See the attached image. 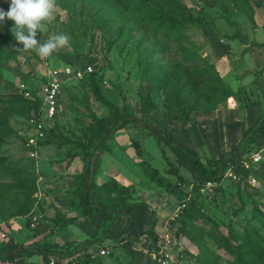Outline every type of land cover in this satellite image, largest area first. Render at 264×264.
<instances>
[{
    "label": "rangeland",
    "instance_id": "rangeland-1",
    "mask_svg": "<svg viewBox=\"0 0 264 264\" xmlns=\"http://www.w3.org/2000/svg\"><path fill=\"white\" fill-rule=\"evenodd\" d=\"M261 1L173 0L181 7L175 11L180 19L183 13H189L192 17L210 20L208 24L178 22L176 31L182 34V39L180 46H176L173 41L164 43L154 37L155 11H152L149 3L145 8H137L136 5L132 10L120 0H56L47 32H38V36L44 40L63 33L71 39L48 58H42L32 50L17 49L22 48V44L15 39L10 41L3 35L10 19L6 17L0 22V164L9 170L0 173V232L4 234L0 239V247L11 238L13 242L33 249L47 243L57 252L62 247H55L53 241L60 234L65 236L63 242L69 243L65 251H58L65 254L48 255L58 264H85L84 253L96 257L100 264H130V257L141 264H153L148 252L151 241L145 233H141L140 238L132 243L126 241L132 238V232L126 233L127 228L131 225L138 228L145 216L150 222H143L137 233L148 228L154 231L155 226L164 224L169 227L167 232L171 235L175 228L184 225V233L173 236L172 264H227L228 260H232V255L221 246L223 238L231 246L250 241L252 254L264 258V215L254 209L255 206L264 213V176L256 175L252 168L240 181L221 176L214 187L202 193L195 189L189 190L188 186L167 192L149 178L148 166L155 170L158 177L171 183L175 177L172 171H168L169 166H175L176 171L185 178L189 174L176 165L167 148L158 149L153 136L130 122L108 140V149L100 153L92 176L93 186L89 187L83 181L84 175L80 174L85 163L81 159L84 148L81 145L85 143L83 134L89 122V111H93L104 122L109 117L108 109L93 99L89 82L83 78L80 81H63L55 123L57 131H53L45 143L39 146L34 159L26 155L21 144L31 112L16 97L20 84L28 88L38 85L47 67L61 66L66 62L81 66L87 57H91L93 68L99 67L101 70L97 86L107 100L117 107L128 106L134 116L144 117L160 129L165 130L171 122L178 125L180 120L173 109L170 117L164 113V104L171 96L162 86L163 73L167 72L171 80L176 71L184 72V76L195 83H190L187 89L189 100H193L192 92L197 90L196 99L200 105H205L206 101L198 90L201 84L198 69L204 67V62L198 59L214 66L217 58L214 47L231 41L223 35L234 31V27L226 23V18L236 24L235 29L239 33L248 35V40L250 31L246 32L242 26L245 21L251 23L253 15L260 14L257 18L264 20ZM168 2H160L164 12L173 9L168 6ZM9 4L10 0H0V9L7 11ZM252 25H249L250 29ZM256 38H264V27L257 32ZM188 42L197 47V57L192 59L190 55L192 57L193 53H188V60L183 62L181 54ZM223 46L226 53L234 48V44L232 47ZM244 62L253 63L247 56ZM224 79L229 86H235L236 79L231 72ZM144 95L152 104L151 110L145 112L139 103L140 97ZM225 105L226 100L216 107ZM262 143H253L248 150ZM91 148L92 145L85 147L87 151ZM200 158L204 160L206 157L200 155ZM166 159H170L171 163L168 164ZM256 166L264 167V160ZM233 170H236L235 167ZM30 179L33 180L34 190L28 197L32 200L29 210L24 216L15 215V207L26 202V181ZM187 195L191 202L169 219L179 200ZM86 201L91 202L90 208L98 205L107 209L110 217L119 206L134 203L136 215L128 217L132 212L120 211L118 224L113 226L114 231L111 228L107 238L78 252L73 243L100 236L105 222L102 223L96 213L94 222L88 227L71 226L64 232L62 227L54 224L53 218L58 215L82 219L81 209L83 204H88ZM30 222L33 227H29ZM102 247L108 249L109 254L99 257L98 250ZM19 258L0 261V264H15L14 259ZM0 259H3V254ZM255 263L264 264V260ZM39 264H42V260Z\"/></svg>",
    "mask_w": 264,
    "mask_h": 264
},
{
    "label": "trees",
    "instance_id": "trees-1",
    "mask_svg": "<svg viewBox=\"0 0 264 264\" xmlns=\"http://www.w3.org/2000/svg\"><path fill=\"white\" fill-rule=\"evenodd\" d=\"M123 1L125 6L130 7L132 10L136 8L142 7L145 8L147 3L152 5V11H155L153 23V35L158 40H163L164 43H168V41H173L176 46H180V41L182 39V34L176 31V25L178 22H190L196 24H208L210 23L209 19H202L198 16L192 17L189 13H183L182 18L180 19L178 16L175 15L176 9L181 8L179 4L174 3L173 0H169L167 4L169 7H173V9H169L168 11L164 12L160 2H164L166 0H120ZM139 5V6H138ZM138 10V9H137ZM167 25L164 27V25ZM226 23L234 27V31L231 34H224V38L233 39L235 37H240L241 34L235 29L236 24L233 21H230L229 18H226ZM14 26V22L10 19L8 25L4 32V38L9 39L10 41L14 39L11 29ZM164 27V28H163ZM174 32V34H173ZM38 39L42 40V37L37 36ZM258 46V44H254ZM197 47L193 44L188 42L187 48L182 50L181 59L182 61H186L189 58L188 53H193L192 57L190 58L195 59L197 54L195 53V49ZM85 58V56H80ZM204 62V67L198 69V80H200V85L198 86V90L200 92V96L204 97L206 103L205 105H200L198 100L196 99L197 90L192 92L194 98L192 101L189 100V90L188 87L190 83H192L189 78L184 76V72L176 71L174 77L170 80L168 78L167 72L163 73L162 78V86L166 88L167 93L171 96L168 102L164 104V113L167 117H170L171 110L173 109L178 119L180 120V125H184L188 121V114L193 110H201V111H211L216 108L217 104H220L226 100L229 96H234L235 92L231 91V89L225 84L222 78L217 74L212 64L206 63L201 58L198 59ZM86 63H92V58L87 57L85 59ZM68 63V62H67ZM101 74V70L99 67L95 68L92 72L88 73L83 77V80H87L89 82V87L93 95V99L105 106L109 111V117L106 122L103 121L102 118L98 117L93 111H89L88 119L89 122L85 128L84 139L85 143H82L81 147H84L81 152V159L85 162L82 164V168L80 174L84 175L83 181L89 187H92V176L95 172L98 158L100 153L108 149L107 142L108 140L114 135V133L122 128L125 127L130 122L137 124L141 129L145 130L147 135H151L154 137L157 144H161L162 146H166L168 150L171 152V155L174 159V162L177 166L182 167L185 171L188 172L189 177L185 178L181 176L176 171V167L169 166L168 171H172L175 181L169 182L164 178H160L155 174V170L149 167L148 176L151 180H154L156 183H159L161 186L166 189L167 192H172L180 187L191 185V189H195L199 191V187L204 180H211L215 181L216 183L221 178V173L228 167L232 165H237L240 163V159L242 158V154L247 153L250 146L253 145L256 139L262 137L264 135V109L259 117H257L248 127H246L241 135L239 136L238 140L233 143L227 150H225L220 157L215 159L205 158L202 160L199 154L189 148H179L177 147L173 141L171 140L170 136L167 135L162 129L153 125L151 122L146 120L144 117H136L132 114V109L128 106L122 105L121 107L115 106L112 102L107 100L99 91L97 86L99 82V75ZM42 80V78H41ZM195 85V83H192ZM35 87L29 88L30 92L34 94L37 89ZM61 93V92H60ZM21 101H23L30 110V115H35L36 111L39 107V102L37 100H28L23 97L21 92H19L16 96ZM147 96H141L139 99L140 108L141 110L148 111L151 110L152 104L147 101ZM57 117L53 120V124L49 127L42 140H40L39 146L43 145L47 140L48 136L53 132L57 131L55 123L57 122ZM171 124H174L171 122ZM23 141V137L21 140V144ZM92 145V148L87 151L85 149L86 146ZM134 145V143H132ZM23 148V147H22ZM137 152V151H136ZM161 155H163V150L160 151ZM166 157V156H165ZM164 157V158H165ZM166 162L169 164L171 160L166 159ZM0 173L9 172L8 168L3 164H0ZM248 171L241 169V176L242 178L246 177ZM22 174L19 176L21 177ZM26 177V176H24ZM182 185V186H181ZM18 186V184H16ZM26 186L28 188L26 195H24V199L26 202L22 206L15 207V215L24 216L29 210L32 200L29 199V195L34 190V183L33 180H27ZM24 186V188L26 187ZM125 187V186H124ZM26 188V189H27ZM90 196V194H89ZM184 197V196H183ZM182 197V198H183ZM181 200V199H180ZM179 200V201H180ZM88 201V200H87ZM86 201V202H87ZM191 199L185 202V206L181 209L186 207L187 203H190ZM88 204H83L82 212L83 218L79 219L76 216H68L62 217L55 215L53 218L54 224L58 225L59 227H64L68 224H85L92 221L95 214L98 213L100 216L101 222H105L106 226L101 231L100 236L96 238H88L84 239L81 242H74L73 247L75 251L83 252L86 250L87 247L91 246L94 243L101 242L103 239L107 238V235L111 231V228L116 224L119 212L124 210L125 212H131L136 205L133 204H124L123 206H119L116 211L113 212L112 217H110V212L100 206H96L94 208H90L91 202H87ZM100 203V202H99ZM255 211L264 215L263 212L257 210L254 206ZM3 218H6L3 216ZM107 221V222H106ZM28 224V221H25ZM141 233H145L146 236L151 241V251L155 250L156 248V241L157 237L152 230V228H148L146 230H142L139 233H136L132 238L126 239L127 243H132L138 239ZM184 233V225H180V227L175 228L172 232V238L174 235H178ZM123 239V238H122ZM121 239V240H122ZM119 240V241H121ZM125 241V240H122ZM81 243V244H80ZM68 242H63L62 244L58 245L54 243L55 247H62L59 248L58 251L64 250V248L68 245ZM175 245V243H174ZM252 243L250 241H246L244 244H235L231 246L229 242L223 238L221 242V246L232 255V260H228L227 264H256L255 261L264 260L263 257H259L258 255H254L253 250L251 249ZM51 245L47 243H43L41 246H36L34 249L32 247L22 246L21 244H17L12 241L11 238H8L6 244H3L0 247V256L3 254V259L12 261L13 258L19 257L22 255H31L37 254L41 256L42 264H47L48 262V255L57 253L59 256H63L65 253L63 252H54L53 248L50 247ZM104 248V247H102ZM105 249V248H104ZM65 251V250H64ZM173 251V250H172ZM109 254V250L107 249V254ZM249 255L245 257V255ZM101 257L102 254H97ZM87 263L93 264H100V261L96 257H92L89 253H84ZM253 258V259H250ZM153 264H156L153 260L150 259ZM130 264H141L138 261L134 260L133 257H130ZM215 264V263H209Z\"/></svg>",
    "mask_w": 264,
    "mask_h": 264
},
{
    "label": "crops",
    "instance_id": "crops-1",
    "mask_svg": "<svg viewBox=\"0 0 264 264\" xmlns=\"http://www.w3.org/2000/svg\"><path fill=\"white\" fill-rule=\"evenodd\" d=\"M261 5L263 7L261 8L264 9V0L261 1ZM257 16H260V14ZM257 16L253 15L251 18V23H253V25L250 22L245 21L242 26V29L245 28L246 32L250 31V37L248 40L246 39L248 38V35H244L243 32H241L240 37H235L233 38L234 40L231 39V41H227L226 43L222 42L223 44L214 47L217 55L214 62L215 69L231 91L235 92V95L227 97L225 106L216 107L211 111L193 110L188 114V121L186 124H169L165 130L162 129L170 136L171 140L177 147L192 149L196 151L199 156L202 155L206 158H218L238 140L243 130L261 115L264 109V38L259 40L256 38V34L264 27V20L258 19ZM249 25H252L251 29L249 28ZM224 44L230 45L231 47L234 44V48L229 53H226V50H223ZM254 44H258V46H255ZM245 56H247V58L253 63H243ZM230 72L236 79L235 86L233 87L229 86L224 79ZM262 141V144L257 145H264V135L256 139L254 143ZM156 145L158 146V149L159 147L161 149L167 148L161 144L156 143ZM213 155H215V157H213ZM255 167L257 166L255 165ZM252 169L255 171L256 175L264 176V167ZM131 212L132 214H128V217L136 215L135 208ZM145 218L146 217L144 216L143 220L140 222L141 225H139L138 228H134L131 225L130 228H127L126 233L132 232L131 236H133L134 233H137L141 229L143 222H150L149 218H146L147 220H145ZM135 219L137 220L136 217ZM93 222L94 218L92 221L85 224H68L62 227V230L64 229L65 232L68 227L71 226H79L81 228L88 227ZM117 224L118 221L116 222L115 227ZM29 227H33V225ZM164 228V224H158L155 226L154 233L158 234L162 232ZM112 230L114 231V227ZM64 237L65 236L58 234L55 236L53 242L60 245L63 243ZM150 250L151 243L149 251ZM104 255L106 254H102L101 256ZM22 259H24L23 262H21ZM14 260L13 263L15 264H19V261L20 264H39L41 258L39 255L32 254L31 256L22 255L19 259ZM0 261L8 260L0 259ZM85 264L93 263L86 262Z\"/></svg>",
    "mask_w": 264,
    "mask_h": 264
},
{
    "label": "built area",
    "instance_id": "built-area-1",
    "mask_svg": "<svg viewBox=\"0 0 264 264\" xmlns=\"http://www.w3.org/2000/svg\"><path fill=\"white\" fill-rule=\"evenodd\" d=\"M93 63L84 62L81 66H77L74 63L68 64L67 62L61 66H49L41 74L42 80L37 86L36 92L32 94L28 87H24L23 84L19 85V92L24 98L28 100H37L39 102L38 110L35 115H29L26 122V133L23 136L22 147L29 158L36 157V151L39 148V141L43 139L46 130L52 126L53 120L58 114V100L60 92L62 90V83L64 80L73 79L81 80L85 75L92 72ZM264 160V145L254 148L242 156L240 163L237 165L228 166L221 176H228L232 180L240 181L241 169L250 171L260 161ZM235 167L236 170H233ZM216 184L215 181L204 180L200 187L199 192L210 190ZM188 189L191 190V185H188ZM189 199V195L184 196L176 205L175 211L169 219H172L176 214V211L185 206V202ZM32 226V222L29 224ZM169 227L166 226L164 230L157 234L156 248L149 253V257L156 264H172L173 255L172 250L174 247V241L172 234L170 235ZM4 237V234L0 232V239ZM99 254H107V250L100 248ZM47 264H58L53 258L49 257Z\"/></svg>",
    "mask_w": 264,
    "mask_h": 264
},
{
    "label": "clouds",
    "instance_id": "clouds-1",
    "mask_svg": "<svg viewBox=\"0 0 264 264\" xmlns=\"http://www.w3.org/2000/svg\"><path fill=\"white\" fill-rule=\"evenodd\" d=\"M56 0H10L7 11L0 9V22L7 17L14 22L11 29L14 39L22 44L21 51L32 50L42 58L66 46L71 37L67 34H54L44 40L37 38L38 32H47V24L53 19Z\"/></svg>",
    "mask_w": 264,
    "mask_h": 264
}]
</instances>
